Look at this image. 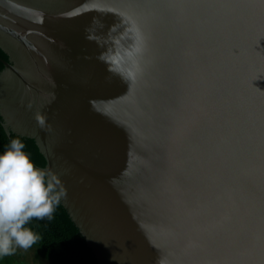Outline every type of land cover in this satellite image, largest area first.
I'll list each match as a JSON object with an SVG mask.
<instances>
[{
	"label": "water",
	"instance_id": "95a60500",
	"mask_svg": "<svg viewBox=\"0 0 264 264\" xmlns=\"http://www.w3.org/2000/svg\"><path fill=\"white\" fill-rule=\"evenodd\" d=\"M0 130L95 264H264V0H0Z\"/></svg>",
	"mask_w": 264,
	"mask_h": 264
},
{
	"label": "clouds",
	"instance_id": "9594fccd",
	"mask_svg": "<svg viewBox=\"0 0 264 264\" xmlns=\"http://www.w3.org/2000/svg\"><path fill=\"white\" fill-rule=\"evenodd\" d=\"M19 138L0 153V257L14 246L28 249L40 237L26 225L33 219L51 218L59 197H53L49 174L37 168Z\"/></svg>",
	"mask_w": 264,
	"mask_h": 264
},
{
	"label": "trees",
	"instance_id": "16d2710c",
	"mask_svg": "<svg viewBox=\"0 0 264 264\" xmlns=\"http://www.w3.org/2000/svg\"><path fill=\"white\" fill-rule=\"evenodd\" d=\"M8 145L9 142L0 130V153H3ZM26 227H29L40 237L29 248L33 252L34 263L95 264L55 210L51 218H33ZM0 264L31 263L14 247L13 254L0 257Z\"/></svg>",
	"mask_w": 264,
	"mask_h": 264
},
{
	"label": "rangeland",
	"instance_id": "374dc122",
	"mask_svg": "<svg viewBox=\"0 0 264 264\" xmlns=\"http://www.w3.org/2000/svg\"><path fill=\"white\" fill-rule=\"evenodd\" d=\"M15 247V246H14ZM18 249V251L25 257L28 261H30L31 264H44V263H34L33 262V252L28 248V249H23L19 247H15Z\"/></svg>",
	"mask_w": 264,
	"mask_h": 264
}]
</instances>
